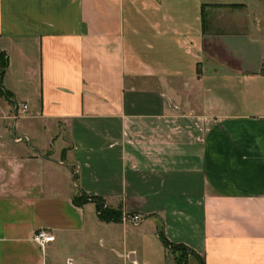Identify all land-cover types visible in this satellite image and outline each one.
Instances as JSON below:
<instances>
[{
  "label": "crops",
  "instance_id": "1",
  "mask_svg": "<svg viewBox=\"0 0 264 264\" xmlns=\"http://www.w3.org/2000/svg\"><path fill=\"white\" fill-rule=\"evenodd\" d=\"M0 55V264H171L159 233L197 264H264V20L248 4L0 0Z\"/></svg>",
  "mask_w": 264,
  "mask_h": 264
},
{
  "label": "rangeland",
  "instance_id": "2",
  "mask_svg": "<svg viewBox=\"0 0 264 264\" xmlns=\"http://www.w3.org/2000/svg\"><path fill=\"white\" fill-rule=\"evenodd\" d=\"M221 2L246 3L251 7L254 14H257V16L259 17L260 20H264V0H221ZM221 11L222 10H218V11H215L214 13L209 11V12H207V15L213 16V14H215L217 16L221 13ZM228 17L229 16H226L225 20H228L229 19ZM237 20L240 21V23H243V21H246L244 16L238 17ZM242 25L243 24H239V25L237 24L236 29H240L242 31L245 30L246 27H243ZM259 43H260V41H259ZM2 59L3 58L1 57V60ZM75 199L78 200V202H80V203L83 202V199L81 198L80 193H76ZM170 253H171L170 254V263L171 264H183L186 257H188V264H197L192 258H189L187 252H183L181 250H176V251H170Z\"/></svg>",
  "mask_w": 264,
  "mask_h": 264
},
{
  "label": "trees",
  "instance_id": "3",
  "mask_svg": "<svg viewBox=\"0 0 264 264\" xmlns=\"http://www.w3.org/2000/svg\"><path fill=\"white\" fill-rule=\"evenodd\" d=\"M242 5H236V4H233V5H227V7L229 8H238V7H241ZM204 7V5H203ZM4 58L5 57V60H4V63H3V69L6 68L7 66V58L5 55H0V59ZM261 74L264 75V65L261 67ZM81 198L83 199V202L80 203L78 202V200H76L74 198V203L76 205H81L85 202H87V200H93L96 202L97 204V210H98V216L101 220L103 221H115L119 218V215L114 212V211H111V210H108L106 208L103 207V204L96 198H91V197H88L84 194H81ZM102 207V208H101ZM159 238L161 240V242L163 243L164 247L167 249V250H170V251H176V250H181L183 252H187L189 254H193L191 253V251H189L186 247L182 246V245H174L172 243H170L164 236L163 234L159 233Z\"/></svg>",
  "mask_w": 264,
  "mask_h": 264
},
{
  "label": "built area",
  "instance_id": "4",
  "mask_svg": "<svg viewBox=\"0 0 264 264\" xmlns=\"http://www.w3.org/2000/svg\"><path fill=\"white\" fill-rule=\"evenodd\" d=\"M26 110L27 106L23 105L22 112H25ZM124 220L132 224H137L140 221V218L136 215H127L125 216ZM32 242L40 249L42 253H44L47 246L54 242V236L50 231L41 229L33 234Z\"/></svg>",
  "mask_w": 264,
  "mask_h": 264
}]
</instances>
